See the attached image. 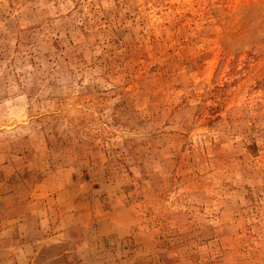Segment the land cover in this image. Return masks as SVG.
<instances>
[{"label":"rangeland","instance_id":"1","mask_svg":"<svg viewBox=\"0 0 264 264\" xmlns=\"http://www.w3.org/2000/svg\"><path fill=\"white\" fill-rule=\"evenodd\" d=\"M0 264H264V0H0Z\"/></svg>","mask_w":264,"mask_h":264}]
</instances>
